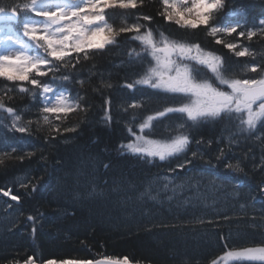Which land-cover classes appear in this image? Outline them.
Listing matches in <instances>:
<instances>
[{
  "label": "trees",
  "instance_id": "1",
  "mask_svg": "<svg viewBox=\"0 0 264 264\" xmlns=\"http://www.w3.org/2000/svg\"><path fill=\"white\" fill-rule=\"evenodd\" d=\"M234 10L243 11H236L230 17L232 21L238 20L247 29L259 27V20L264 19V0H225V7L213 22ZM160 11L161 0H143L137 9H108L106 18L118 29L136 22L137 16L149 15L153 17L151 22L142 19L139 22L173 37L186 34L174 24L166 23ZM131 35L122 34L117 46L108 45L88 61L82 60L75 69L62 68L56 74L59 77L66 72L75 73L77 79L86 81L83 87L75 80L65 81L62 86L68 89L70 99L79 91L92 107L86 118L82 112L70 113L61 124L62 135L52 134L54 140L47 138L48 126L43 121L40 127L35 124L34 107L22 113L24 121H34L31 135L12 131L8 114L0 110V149L17 148V153L5 157L0 164V188L11 189L12 194L21 197L17 202L0 193V264L22 260L33 253L38 263L128 256L141 264H211L227 250L254 247L264 241V195L260 192L264 185V127L259 126L251 135H234L237 129L227 121L204 124L193 135L212 143H193L189 157L198 148L202 158L183 170L171 171L178 163L172 166L121 154V144L129 142L126 125L132 115L138 123L149 112L165 106L163 98L152 96L153 90L147 86L125 87L140 74V65L130 53L133 49L142 52V48L139 42L130 39ZM191 38L229 61L252 59L235 58L203 30H197ZM220 38L249 46L253 52L264 50V37L259 34L252 41L236 34ZM5 83L8 82L0 81V87ZM108 84L110 88L105 86ZM8 86L12 87L10 83ZM94 86L100 91L93 92ZM101 92L112 102L110 124L103 119ZM11 95L12 100L6 98V106L16 110L35 103L18 92ZM132 101L142 107L123 111ZM169 122L162 121L157 130L166 131ZM77 124L75 133H63V127ZM21 148L24 153L34 154L25 155L21 161L17 158ZM221 148L226 157L218 162L216 157ZM226 163L233 166L239 163L242 171L228 169ZM171 172L192 182L193 187H186L184 193L176 196L170 192L168 197L159 194L154 179ZM201 173L208 175L210 182L217 177L222 188L211 190L203 185L200 178H195ZM28 216L37 217L34 234Z\"/></svg>",
  "mask_w": 264,
  "mask_h": 264
},
{
  "label": "snow or ice",
  "instance_id": "2",
  "mask_svg": "<svg viewBox=\"0 0 264 264\" xmlns=\"http://www.w3.org/2000/svg\"><path fill=\"white\" fill-rule=\"evenodd\" d=\"M140 4L143 0H21L13 3L0 0V81L12 85L9 87L5 83L0 87V110L11 118V130L32 134L30 129L34 121H24L22 113L30 112L33 107L37 113L35 124L40 127L43 121L48 126L47 138L50 140L55 139L53 133L62 135L61 124L70 113L82 112L86 118L91 103L79 91L70 99L68 89L62 86L65 81L75 80L83 87L86 81L77 79L75 73L66 72L59 77L56 74L62 68L75 69L82 60L88 61L90 56L102 52L108 45L117 46L118 38L128 33L132 34L131 40L140 43L142 52L133 49L130 53L140 65V74L125 87L147 86L153 90L152 96L163 98L165 106L138 123L136 116L132 115L126 125L129 142L121 144V154H132L146 161L156 158L168 161L169 158L183 156L184 159L171 171L183 170L202 158L198 148L191 151L189 157L193 143H212L193 135L204 124L227 121L236 127L234 135H251L258 126L264 127V50L253 52L249 46L225 42L220 38L221 35L236 34L252 41L258 34L264 37V19L259 20V27L254 25L247 29L238 20L230 19L236 11H243L234 10L213 22L216 14L225 7V0H161L159 15L166 23L174 24L186 33L178 37L166 35L158 28L154 31L139 22L141 19L151 22L153 17L149 15L137 16L136 22L118 29L106 18L108 9H137ZM197 30L213 37L216 45H223L235 58L252 59L229 61L212 50L204 49L191 38ZM90 76L87 83H90ZM44 77L49 79L44 80ZM101 84H104L103 79ZM105 86L111 87L110 84ZM14 91L29 96L35 103L20 110L6 106V98L12 100ZM92 91L99 92L100 89L94 86ZM101 95L103 119L110 124L113 120L112 102L102 92ZM141 106V103L132 101L123 111ZM164 120L170 121L165 126L168 135L154 139L158 124ZM78 127V124L65 126L63 133H75ZM33 148L35 150V146ZM13 153H17L16 147L0 149V164ZM33 154L24 153L21 148L17 158L23 161L25 155ZM225 157V150L219 149L217 161ZM225 166L242 171L239 163L235 166L226 163ZM35 190L33 186L31 191ZM260 192L264 195V185ZM0 193L12 201L21 199L19 195L12 194L11 189L0 188ZM27 219L33 224L34 234L37 217L28 216ZM37 261L38 257L33 253L22 260L13 259L9 264H37ZM43 264H133V261L128 256H107L102 259H61L58 262L48 260ZM211 264H264V241L254 247L227 250Z\"/></svg>",
  "mask_w": 264,
  "mask_h": 264
},
{
  "label": "rangeland",
  "instance_id": "3",
  "mask_svg": "<svg viewBox=\"0 0 264 264\" xmlns=\"http://www.w3.org/2000/svg\"><path fill=\"white\" fill-rule=\"evenodd\" d=\"M154 139H158V138H154ZM196 177L200 178L199 180L203 183V185H207V186L211 187V190L216 189L217 186L219 189L222 188V181L218 180L217 177L216 178L213 177L211 179V182L209 181L208 175H206L204 173L199 174V177L195 176V178ZM154 181H155V185H156L155 188L158 189L159 194L167 195V193L170 192L175 196L180 195L181 193H184L186 187H193V185H194L192 182L185 181V179L183 180L180 177V174H177L176 172H171V174L169 173V174H166L163 176H159L156 179H154ZM167 197H168V195H167ZM3 209H5V208H3Z\"/></svg>",
  "mask_w": 264,
  "mask_h": 264
},
{
  "label": "water",
  "instance_id": "4",
  "mask_svg": "<svg viewBox=\"0 0 264 264\" xmlns=\"http://www.w3.org/2000/svg\"><path fill=\"white\" fill-rule=\"evenodd\" d=\"M37 264H39V263H37ZM133 264H137V263H134V262H133Z\"/></svg>",
  "mask_w": 264,
  "mask_h": 264
},
{
  "label": "flooded vegetation",
  "instance_id": "5",
  "mask_svg": "<svg viewBox=\"0 0 264 264\" xmlns=\"http://www.w3.org/2000/svg\"><path fill=\"white\" fill-rule=\"evenodd\" d=\"M142 107V106H141ZM163 107H161L160 109H162Z\"/></svg>",
  "mask_w": 264,
  "mask_h": 264
}]
</instances>
